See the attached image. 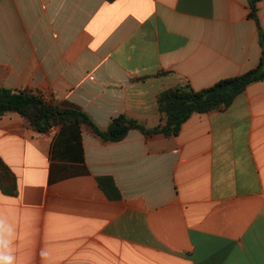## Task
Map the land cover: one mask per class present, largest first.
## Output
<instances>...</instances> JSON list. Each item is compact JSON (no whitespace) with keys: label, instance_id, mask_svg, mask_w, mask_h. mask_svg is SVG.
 Here are the masks:
<instances>
[{"label":"crops","instance_id":"obj_1","mask_svg":"<svg viewBox=\"0 0 264 264\" xmlns=\"http://www.w3.org/2000/svg\"><path fill=\"white\" fill-rule=\"evenodd\" d=\"M247 0H0V88L86 113L165 123L157 97L257 67ZM257 19L264 32V0ZM0 261L11 264H264V80L173 137L83 125L37 133L0 116ZM110 178L109 198L99 178Z\"/></svg>","mask_w":264,"mask_h":264},{"label":"trees","instance_id":"obj_2","mask_svg":"<svg viewBox=\"0 0 264 264\" xmlns=\"http://www.w3.org/2000/svg\"><path fill=\"white\" fill-rule=\"evenodd\" d=\"M249 17L258 27V41L261 58L256 68L246 73L218 81L213 86L194 91L189 85L177 86L161 92L157 97L158 111L165 116V123L146 130L136 121L124 116L114 118L106 130H101L84 112L58 107L45 103L40 96L30 91H18L0 88V116L8 113L20 115L28 127L37 133H45L49 127L67 124L85 126L90 133L105 142H118L125 138L130 130L138 129L145 134H161L165 137L176 136L183 123L193 114H203L222 110L230 106L233 100L251 83L264 80V32L257 19L258 3L261 0H247ZM99 187L109 197H119L113 181L108 177L97 180ZM0 189L8 194L17 192L16 178L0 159Z\"/></svg>","mask_w":264,"mask_h":264},{"label":"clouds","instance_id":"obj_3","mask_svg":"<svg viewBox=\"0 0 264 264\" xmlns=\"http://www.w3.org/2000/svg\"><path fill=\"white\" fill-rule=\"evenodd\" d=\"M11 259L12 258L10 256H6L2 261H0V264H11Z\"/></svg>","mask_w":264,"mask_h":264},{"label":"built area","instance_id":"obj_4","mask_svg":"<svg viewBox=\"0 0 264 264\" xmlns=\"http://www.w3.org/2000/svg\"><path fill=\"white\" fill-rule=\"evenodd\" d=\"M56 127H57V126L52 125L51 127H49V129H48L47 132H49V133L54 132Z\"/></svg>","mask_w":264,"mask_h":264}]
</instances>
